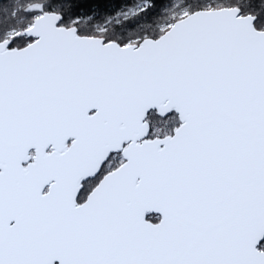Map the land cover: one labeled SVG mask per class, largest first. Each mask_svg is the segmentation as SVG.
I'll list each match as a JSON object with an SVG mask.
<instances>
[{"label": "snow or ice", "instance_id": "obj_1", "mask_svg": "<svg viewBox=\"0 0 264 264\" xmlns=\"http://www.w3.org/2000/svg\"><path fill=\"white\" fill-rule=\"evenodd\" d=\"M0 264H264V0H0Z\"/></svg>", "mask_w": 264, "mask_h": 264}]
</instances>
